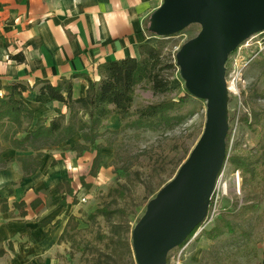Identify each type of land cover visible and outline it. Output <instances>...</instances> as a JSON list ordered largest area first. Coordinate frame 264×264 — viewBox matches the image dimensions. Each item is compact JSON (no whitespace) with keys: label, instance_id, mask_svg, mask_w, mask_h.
<instances>
[{"label":"crops","instance_id":"0c3cea01","mask_svg":"<svg viewBox=\"0 0 264 264\" xmlns=\"http://www.w3.org/2000/svg\"><path fill=\"white\" fill-rule=\"evenodd\" d=\"M162 2L0 0V95L7 94L14 83L23 84L27 90L18 97L34 110L36 118H54L59 113L69 117L64 102L41 92L44 81L56 85L62 78L71 79L72 97H83L89 86L88 78H100V63L127 56L140 57L139 47L143 43L157 46L161 36L149 35L144 19ZM17 55L24 56V60H17ZM109 124L120 127V116L114 113ZM80 140L77 134L61 147H44L43 163L31 176L26 177L19 161L0 163V192L8 198L15 214L11 217L8 212L0 211V245L6 249L0 255V264H60L67 246L59 238L71 215H77L80 207L72 200L73 196L61 194L57 184L68 179L79 199L78 190L84 188L81 177L92 188H101L113 177L110 149H103V160L94 177L90 169L95 153L85 151L78 155L71 149ZM26 154L35 152L11 147L3 157ZM37 198L42 203L34 209L31 203ZM22 200L28 204L25 217L19 216V209L13 203Z\"/></svg>","mask_w":264,"mask_h":264},{"label":"rangeland","instance_id":"374dc122","mask_svg":"<svg viewBox=\"0 0 264 264\" xmlns=\"http://www.w3.org/2000/svg\"><path fill=\"white\" fill-rule=\"evenodd\" d=\"M200 30L199 24H192L169 38L160 37L164 38V51L169 60L176 65L180 47L197 36ZM260 40L262 43L259 45L257 41ZM236 58L239 59V68L234 69ZM227 64L230 80H241L242 86L240 96L232 94L228 104V158L221 180L222 184L228 185V194L222 199L223 213L208 228H198L184 244L173 249L167 264H264V164L260 165L259 174L252 176L244 175L240 169L233 167L230 160L235 153L251 151L264 142V33L250 39L249 45L243 46L240 53L233 52ZM169 74L172 80L170 92L155 95L147 87H139L133 108L163 99L178 100L184 96L186 81L181 77L178 65ZM178 112L184 117L181 122L158 131L129 128L112 133L110 131L120 129L123 122L120 120V127L115 128L109 124L113 115L106 121L99 141L113 145L109 148L113 177L101 188L84 187L78 190L80 209L76 216L80 223L73 231V240L65 241L67 248L60 264H94L95 246L110 254L103 257L107 260L104 264H138L134 253L131 255L124 244L116 246L110 243L109 246L102 235L112 234V224L122 222L134 227L145 215L151 198L188 159L206 125V101L191 94ZM247 117L249 122H253V127L245 122ZM237 170L242 176L240 192L233 182ZM89 178L92 179L91 176ZM119 183L127 185L125 195H110L109 189ZM102 206L123 207L128 215L117 213L111 217L102 215L92 218L91 214ZM222 218L229 221L231 227L224 226V232L219 237L211 238L209 231ZM221 223L225 225L224 221ZM130 236L132 238V234Z\"/></svg>","mask_w":264,"mask_h":264},{"label":"trees","instance_id":"16d2710c","mask_svg":"<svg viewBox=\"0 0 264 264\" xmlns=\"http://www.w3.org/2000/svg\"><path fill=\"white\" fill-rule=\"evenodd\" d=\"M149 18L144 19L145 29L149 35L156 36L157 34L149 30ZM163 40L164 38H161L157 46L143 43L139 47L140 57L127 56L126 58L100 63V78L98 80L88 78L89 86L83 97H72L73 83L71 79L62 78L56 85L44 81L41 92L49 94L53 100L64 102L68 106L69 117L59 113L54 118H36L34 110L30 108L26 101L18 97L27 90V86L18 83L12 84L8 88L9 92L7 94L0 95V138L3 144V148L0 151V163L8 164L12 161H19L26 177L31 176L37 173L43 163L44 147H61L71 137L79 134L81 140L75 141V144L71 145V149L75 150L78 155H82L85 151L95 153L90 175L96 177L103 160V149L105 147H113L112 144H105L99 139L103 135L102 129L106 127V121L114 113L120 116L123 125L120 129L110 131L112 133H119L129 128L158 131L160 128H170L175 123L181 122L184 117L178 111L191 96L186 89L185 95L178 100L174 98L163 99L133 108L136 91L139 87L145 86L155 95L168 93L172 89V80H170L169 72L176 65L166 55L164 51L165 42ZM16 59L23 61L24 56L17 55ZM64 92L67 94L66 97ZM244 120L253 127V122H249L248 117ZM19 134H21L20 137ZM11 147H17L24 151H34L35 154L12 158L3 157V154ZM230 160L233 167L240 169L244 175H258L260 165L264 164V142L251 151L235 153ZM81 183L87 189L92 187V184L87 182L85 177H81ZM117 185L109 189V194L125 195L127 185L122 183ZM57 188L61 194L66 193L71 197L73 196L72 200L74 203H79L75 188L68 179L61 180L57 184ZM9 192L11 193L12 189H9ZM62 201L65 204L67 203L65 199H62ZM13 203L15 209H19V216L25 217L28 204L23 200L14 201ZM41 203V200L37 198L32 201L31 205L35 209ZM0 211L8 212L11 217L15 216L14 211H11L8 198L1 192ZM117 213L122 216L128 215L123 207L116 206V208H111L102 206L92 213L91 217L96 218L102 215L111 217ZM221 221H224L225 225H222ZM221 221L216 223L209 231L211 238L219 237L224 232V226L231 227L229 221L224 218ZM79 223L80 219L78 216L72 214L59 241H72L74 238L73 231L78 229ZM111 230V235H102V237L107 239L106 244L109 246L110 243L116 246L124 244L127 251L132 255L134 251L130 235L133 227L131 228L127 223L120 222L112 224ZM94 248L96 250V255L92 258L94 264H104L107 260L105 261L103 257L110 256V254L97 246ZM5 252V247L0 245V255Z\"/></svg>","mask_w":264,"mask_h":264},{"label":"water","instance_id":"95a60500","mask_svg":"<svg viewBox=\"0 0 264 264\" xmlns=\"http://www.w3.org/2000/svg\"><path fill=\"white\" fill-rule=\"evenodd\" d=\"M149 21V30L165 38L192 24L201 26L197 36L180 47L175 62L188 92L206 101V125L188 159L151 198L132 231L138 264H167L169 253L184 244L208 214L228 158L226 63L246 39L264 31V0H163Z\"/></svg>","mask_w":264,"mask_h":264},{"label":"built area","instance_id":"2783aa9c","mask_svg":"<svg viewBox=\"0 0 264 264\" xmlns=\"http://www.w3.org/2000/svg\"><path fill=\"white\" fill-rule=\"evenodd\" d=\"M264 31H260V33H257V34H254L253 36H251L250 38L246 39L245 41V44L242 43L240 46L237 47V50L239 53L240 51L242 50L243 46L245 45H249V40L252 39V38H256V37H259L260 34H263ZM258 44L260 45L262 42L261 40L260 41H257ZM231 59V56L229 57L228 59V63H229V60ZM227 64V63H226ZM233 67L234 69H237L239 68V59H234L233 61ZM229 67H228V64H227V74H226V79H227V85H228V90H229V93H230V97L232 96V94H237V96H240V90H241V86H242V82L241 80H238L236 81V79H233V80H230V72H229ZM225 173V167L224 169L221 171V173L219 174V177L217 179V184L213 190V193L211 195L212 199H211V202H210V205H209V209H208V214L206 216V219L198 226V228H200V230H205L206 228H208L209 225H212L217 218L220 217V215L223 213V205H222V199H223V196L227 195L228 194V185L225 183V184H222L221 180H222V177ZM242 180V176H241V171L240 170H237L236 173H234V178H233V182L236 183V190L238 192L241 191V182Z\"/></svg>","mask_w":264,"mask_h":264}]
</instances>
